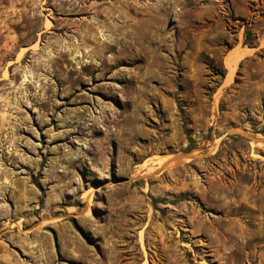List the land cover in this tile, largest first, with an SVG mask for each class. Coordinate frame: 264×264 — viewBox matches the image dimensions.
<instances>
[{"label":"rangeland","instance_id":"1","mask_svg":"<svg viewBox=\"0 0 264 264\" xmlns=\"http://www.w3.org/2000/svg\"><path fill=\"white\" fill-rule=\"evenodd\" d=\"M263 124L264 0H0V264H264Z\"/></svg>","mask_w":264,"mask_h":264},{"label":"crops","instance_id":"2","mask_svg":"<svg viewBox=\"0 0 264 264\" xmlns=\"http://www.w3.org/2000/svg\"><path fill=\"white\" fill-rule=\"evenodd\" d=\"M237 46V44L235 45V46H233V48L234 47H236ZM240 52L238 53V55H239V58H241V57H243V56H246V54L249 52V50H253V49H255L254 47H248V46H246L245 44H243L242 42H240ZM232 48V49H233ZM230 51V50H229ZM227 72H228V70H227ZM227 72H226V74H227ZM226 74H225V76H226ZM225 78V77H224Z\"/></svg>","mask_w":264,"mask_h":264},{"label":"trees","instance_id":"3","mask_svg":"<svg viewBox=\"0 0 264 264\" xmlns=\"http://www.w3.org/2000/svg\"><path fill=\"white\" fill-rule=\"evenodd\" d=\"M249 38H250V32L247 30L244 33L242 42L243 44H247L248 46H253V43L248 40ZM259 132L264 133V124L259 128Z\"/></svg>","mask_w":264,"mask_h":264},{"label":"water","instance_id":"4","mask_svg":"<svg viewBox=\"0 0 264 264\" xmlns=\"http://www.w3.org/2000/svg\"><path fill=\"white\" fill-rule=\"evenodd\" d=\"M237 132L238 133H240V134H242V135H244L245 137H247L248 139H253V140H257L255 137H253L252 135H250V134H248V133H246V132H244V131H242V130H237Z\"/></svg>","mask_w":264,"mask_h":264},{"label":"bare ground","instance_id":"5","mask_svg":"<svg viewBox=\"0 0 264 264\" xmlns=\"http://www.w3.org/2000/svg\"><path fill=\"white\" fill-rule=\"evenodd\" d=\"M230 64H231V62H229V65ZM230 74H231V71L228 73L227 79L229 78ZM259 141H261V140H259ZM260 143H262V142H260Z\"/></svg>","mask_w":264,"mask_h":264}]
</instances>
